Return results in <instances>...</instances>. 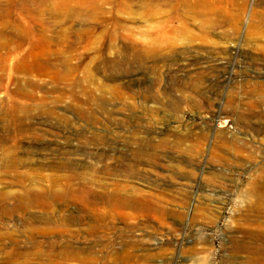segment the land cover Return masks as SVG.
Masks as SVG:
<instances>
[{
    "label": "rangeland",
    "instance_id": "1",
    "mask_svg": "<svg viewBox=\"0 0 264 264\" xmlns=\"http://www.w3.org/2000/svg\"><path fill=\"white\" fill-rule=\"evenodd\" d=\"M193 1L179 27L165 1L129 0L106 19L74 1L27 0L24 44L12 36L0 55V264H264L246 247L264 246L263 0ZM211 6L224 17L205 16ZM191 55L197 64H180ZM192 80L231 110L213 115L194 91L176 89ZM202 119L232 132V148L193 150ZM150 132L168 136L171 157L131 175L125 164L151 145ZM80 185L93 191L83 190L96 202L87 209L71 192ZM114 185L153 192L160 209L121 207L97 224L107 202L95 196ZM256 186L261 199L250 195ZM30 187L48 194L28 200ZM116 231L161 246L134 249L132 261L111 244Z\"/></svg>",
    "mask_w": 264,
    "mask_h": 264
},
{
    "label": "bare ground",
    "instance_id": "2",
    "mask_svg": "<svg viewBox=\"0 0 264 264\" xmlns=\"http://www.w3.org/2000/svg\"><path fill=\"white\" fill-rule=\"evenodd\" d=\"M72 1H74L75 4L85 6L86 9L91 10L93 13H95L94 9L99 10L100 13L106 12L107 13L106 19H112L114 18V14L111 11H113L114 8H117L118 11L125 10V8H127L129 0H103V4L105 5L104 8L97 7L99 3L96 0H69V1L61 0V2H64L66 5L67 4L72 5L71 3ZM157 1H165L169 5V10H170L169 20L172 23H174L177 20L178 24H180L179 27L185 25L184 22L187 21L188 19L187 15L189 14V12H192L194 9H196L195 8L196 2L193 0H152V2H157ZM262 2L264 6V0ZM27 9H28L27 0H0V55H2V57L7 58V51L11 50L12 36L16 38V43H15L16 46L20 48L23 46L25 40L24 16H25V12H27ZM204 10H205L204 15L207 17H211L209 16L210 14H214L215 16H217L218 17L217 19L224 17V15L221 14L223 8L222 10H217L215 6H211ZM70 13L71 15H77L78 9L72 8L70 9ZM108 13H112L113 16L109 17ZM109 37L111 44L110 48H113L114 53H118L120 49L115 40L117 39V37H115L114 35H109ZM198 60L199 59L197 56L191 55V58H188L186 63H180V64L184 65L185 67L186 66L188 67L189 65H194ZM214 61H218V60H214ZM209 64L210 65L207 64V66H209L207 67V70L219 66L218 62H216L215 64H211V63ZM204 81L201 82L199 80L198 81L192 80L190 82L183 81L182 83H176L175 86L177 87L176 89H178L182 93L186 92L189 89L194 91L197 94V96L201 98V101H198L199 103H201L200 105H202L205 109H207L208 112H212L213 115H217L218 113L224 112L225 110H229L230 108L224 109L225 107L217 108L216 103H214V99L210 97L208 94H206L205 91L203 90L205 85ZM253 105L260 106V100L256 99L253 102ZM196 126H198L199 128L195 131L197 143L193 146V150L201 147L202 145H207L208 143H212L215 146V148L218 147L226 148V149L232 148V141L235 138L232 132H227L225 130H220V129H214L210 124V121L204 119H202L201 122L196 123ZM152 134L154 133L150 132L149 134L145 135V137H147L146 142L151 145L147 146L145 149L139 148V151L135 152L136 155L134 159L132 161H129L128 164H125L126 171L131 175H135V174L137 175V173H139L140 171L144 172L143 170L145 171L148 170L147 172L151 173L152 175V173L154 172L156 173L158 171L156 167H158V165H160L163 160H166V158L168 159V157H171L170 153H172L173 151H171L172 150L171 146L168 145L167 142L168 136L161 135V136H157V139H155V135ZM198 150L201 152V149ZM211 153L215 154V151L213 150ZM219 157L220 159L224 158L223 155H219ZM147 163L152 164L154 168H147V169L141 168L142 167L141 165H145ZM164 175L163 178H161L160 180L169 182L171 177H169L168 174H164ZM83 183L88 184V181L85 180V182ZM50 184H51L50 188H52L54 184H57V179L52 178ZM69 186H73V185L70 183ZM102 188L105 190V191L103 190L104 193L101 196L96 195L95 197H97L96 198L97 200L99 198L106 200L107 206L106 209L103 210L102 212H95L94 218L97 224H100V220L103 219L104 214L105 216L106 215L113 216L115 212H121L120 210L121 207H126V206L127 208L138 207L139 209L150 208L153 210L160 209L158 200H154L155 197L154 193L147 189L144 190L141 189L140 187H135L133 185H125L123 187L119 185H114L112 187V190H108L106 186H103ZM85 189H87V192H93L91 188H88L86 186L84 187L82 185H80L79 187H72L71 192L78 190L79 195H84L81 197L85 198L83 201V205L87 209L88 206H91L96 202L88 198L89 197L88 193L83 192V190ZM45 194L48 193L40 188L35 189L34 187L32 188L30 187L24 189L23 194H21V196L28 200H33V199L38 200V198H41L40 195H45ZM250 195H255V198L261 199L262 191H260L259 187L256 186L254 190L250 192ZM116 233L117 236H115V239L113 242H111V244L115 245V247L118 248L116 244L118 245L119 242L117 240H119L121 244L119 250L122 253H125L126 258L131 259L132 261H135L138 257L141 256L140 254H137V252H135L134 249H136V251L139 248L140 249L143 248L144 250L146 249L154 250L161 246L160 245L161 240L155 239L154 237H151V235H146L145 233L142 232H138L137 235L135 234L130 235L129 231H125V232L116 231ZM251 236L255 238L253 235ZM109 245L107 244V246ZM253 245L255 246L246 245V247L251 248V250L254 251L255 253H259L260 255H262L263 256L262 259H263L264 246L256 245V244Z\"/></svg>",
    "mask_w": 264,
    "mask_h": 264
}]
</instances>
